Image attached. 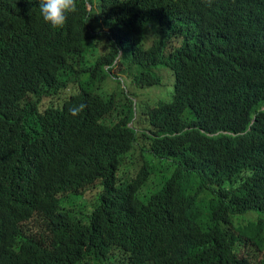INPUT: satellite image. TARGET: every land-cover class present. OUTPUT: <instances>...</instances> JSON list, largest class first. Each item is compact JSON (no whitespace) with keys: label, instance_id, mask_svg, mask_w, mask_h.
Instances as JSON below:
<instances>
[{"label":"trees","instance_id":"obj_1","mask_svg":"<svg viewBox=\"0 0 264 264\" xmlns=\"http://www.w3.org/2000/svg\"><path fill=\"white\" fill-rule=\"evenodd\" d=\"M76 3L0 0V264H264V0Z\"/></svg>","mask_w":264,"mask_h":264},{"label":"rangeland","instance_id":"obj_2","mask_svg":"<svg viewBox=\"0 0 264 264\" xmlns=\"http://www.w3.org/2000/svg\"><path fill=\"white\" fill-rule=\"evenodd\" d=\"M154 37H155V33L153 32V28H149L147 31V38H146V45L147 46L153 43ZM113 74L116 76H119L120 78H122L124 80V85L126 86L127 91H129L131 93V96L135 101H139L141 99H147V98L149 99L152 97V95L147 94L146 89L139 88L138 86H136L131 81L129 74L127 72L123 71V68H120L118 66L117 68H115L113 70ZM159 74L164 77V80L162 81L161 85L157 89L152 90V93L153 94H159L161 97H166L167 95H171V97H172L173 90H174V86H173L174 81H173V78H172L170 72L168 70H161L159 72ZM169 81H171V82H169ZM117 88H118V81H114L110 85V87L108 88V92H116ZM139 166H137V167H139ZM158 172H159L158 175L166 174V171L164 169L163 170L158 169ZM150 179L152 180V178H150ZM150 179L147 181V184H146L147 187L148 186L153 187L154 183ZM158 182H159V179H158V177H156V183H158ZM153 189H155V188H152V190ZM97 196H98V194L93 190L91 193V197H93V198L90 199L89 202H93L94 201L93 199L96 198ZM85 209L86 208H84L82 211L85 212ZM73 213L75 215H81L82 214L80 210H76V209H73Z\"/></svg>","mask_w":264,"mask_h":264},{"label":"clouds","instance_id":"obj_3","mask_svg":"<svg viewBox=\"0 0 264 264\" xmlns=\"http://www.w3.org/2000/svg\"><path fill=\"white\" fill-rule=\"evenodd\" d=\"M40 16L51 28H62L71 13L77 11L76 0H39ZM84 105L79 106L82 110Z\"/></svg>","mask_w":264,"mask_h":264},{"label":"bare ground","instance_id":"obj_4","mask_svg":"<svg viewBox=\"0 0 264 264\" xmlns=\"http://www.w3.org/2000/svg\"><path fill=\"white\" fill-rule=\"evenodd\" d=\"M196 124V123H195Z\"/></svg>","mask_w":264,"mask_h":264}]
</instances>
